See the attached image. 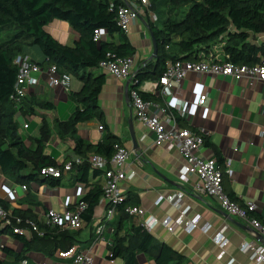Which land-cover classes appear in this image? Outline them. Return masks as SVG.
Instances as JSON below:
<instances>
[{"label":"crops","instance_id":"0c3cea01","mask_svg":"<svg viewBox=\"0 0 264 264\" xmlns=\"http://www.w3.org/2000/svg\"><path fill=\"white\" fill-rule=\"evenodd\" d=\"M127 1L135 3L133 0ZM149 13L153 14L150 10ZM45 29L61 44L73 46L78 40V34L65 21L53 20ZM126 35L136 50L133 58L134 70L137 72L154 61L151 36L142 18L132 21ZM102 38L111 40L104 32ZM113 40L116 42L117 37H113ZM29 49H23L22 55L33 62L43 60L40 51L29 56ZM104 74L105 82L97 97L101 119L78 123L77 136L86 143L95 144L103 141L106 135L113 134L119 144L129 151L127 165L135 174L122 183L121 192L125 197L136 199V206L143 209V216H135L137 222L142 224L151 219L161 221L165 218L175 220L178 212L171 203L164 200V196L180 191L185 194L183 204L189 207L187 217L201 218L199 227L192 230L177 227L173 232H168L157 223L149 231L155 241L166 243L190 264H264L251 260L248 254L239 249L242 241L264 246V236L258 239L244 231L241 226L246 223L226 213L210 195L196 192L194 176L186 181L180 180L183 158L176 150H169L165 145H155L153 133L135 119L129 97L131 83ZM38 78L37 84L27 88L23 103L16 107L15 121L29 149L40 148L44 156L49 157L56 166H61L78 158L72 150L73 142L69 138L61 139L54 131L47 134L45 122L53 128L56 121H66L70 117L76 106L71 94L78 92L82 83L71 76L70 89L65 90L47 84L46 70ZM155 83L145 80L139 84V89L142 93L157 97L159 88ZM202 95L206 97L205 101L198 105ZM177 99L186 101L185 112L178 116L185 127L179 125L193 132H201L206 137V143L198 155L217 163L223 171L228 162L229 173L223 177L224 192L240 206L254 203L257 206L255 216L264 223V82L248 79L235 81L227 76L189 72L178 83L168 102L173 107ZM43 101L50 102L53 108L41 109L36 105ZM24 123L26 128H23ZM101 126L102 129H99ZM130 131H133L137 148H133ZM93 170H89L86 182L75 180L71 171L63 175L57 186L35 180L23 190L13 172H3L0 168V199L7 203L9 210L29 212L40 224L46 226L47 210L71 208L88 192L92 184L97 181L104 184L105 179L101 173L97 171L99 174L94 175ZM102 213L103 206L99 200L91 223L87 225L84 222L83 228L75 230L80 231L78 243L86 245L80 246L77 243L74 247L89 252L92 256L91 264H124L121 259L108 258L109 246L113 242V229L109 223L114 219L109 223H101ZM100 223L104 228L102 234L97 236L95 229ZM207 224L210 229L203 232L202 226ZM6 228L0 222V264H20L23 258L28 259V264H73L69 258L58 257L59 249L51 255L49 248L40 249L34 243L25 247L18 234L11 232L10 227ZM223 229L228 242L221 248L213 236ZM33 233L21 236L30 239ZM136 264L155 263L147 255L139 253Z\"/></svg>","mask_w":264,"mask_h":264},{"label":"trees","instance_id":"16d2710c","mask_svg":"<svg viewBox=\"0 0 264 264\" xmlns=\"http://www.w3.org/2000/svg\"><path fill=\"white\" fill-rule=\"evenodd\" d=\"M126 2L0 0V168L3 172H13L19 184L27 186L31 181L42 180L57 186L62 177H45L40 174L42 168L56 164L44 156L40 148L29 149L18 131L15 121L17 109L9 99L18 73L14 64L15 57L23 53L25 45H35L43 55L41 62H35L38 66L45 70L55 65L60 72H67L81 81L80 90L71 94L76 106L70 117L66 121H56L53 128L45 122V132L49 134L54 131L61 139L72 140L73 153L84 159L81 165L73 168L72 174L75 180L86 182L91 169L88 157L97 154L110 159L114 145L120 143L113 134L106 135L101 142L86 143L77 136V124L101 119L97 97L105 82V74L94 73L92 70L107 55L133 57L136 53L126 33L117 24L118 9ZM149 3L156 19H149L148 8L144 21L157 43V56L149 66L137 71V83L133 86L145 80L157 81L169 62L208 58L213 47L219 44H223L221 48L224 55L237 64L252 65L264 57V42L257 45L250 41L252 36L264 34V0H149ZM53 20L67 22L78 34V40L73 46L59 43L46 31L45 27ZM96 30L104 32L111 40L101 38L95 41ZM113 37H117L116 42ZM140 95L144 100L160 101L156 96L142 92ZM36 105L41 109L53 108L46 101ZM177 121L185 127L180 117H177ZM93 173L99 174L96 170ZM103 187L100 181L95 182L80 199L87 204L83 214L87 225L92 221ZM0 205L10 212V228L24 227L27 221L37 224L42 235L34 232L27 239L15 234L25 247L34 243L40 249L49 248L52 255L58 249L67 250L79 242L80 231L61 230L58 227L50 229L40 224L29 212L9 210L2 199ZM136 205V199L132 197H126L115 205V217L109 223L113 229V242L109 246L108 258L121 259L124 264H136V256L143 253L155 264H190L166 243L155 241L152 234L137 222L136 217L125 211L127 207Z\"/></svg>","mask_w":264,"mask_h":264},{"label":"built area","instance_id":"2783aa9c","mask_svg":"<svg viewBox=\"0 0 264 264\" xmlns=\"http://www.w3.org/2000/svg\"><path fill=\"white\" fill-rule=\"evenodd\" d=\"M133 1L135 2L134 4L127 1L124 6L118 9L117 24L125 33L128 32L132 21L142 18L145 23L146 11L150 4L149 0ZM147 14L151 21L156 19L155 15L149 13V11ZM101 38L102 31L96 30L94 32V40L99 41ZM250 41L261 45L264 42V34L252 36ZM222 45H215L211 56L199 61L177 60L169 62L165 71L155 83L159 88L157 97L160 98V102L144 100L140 95L139 85L133 86L137 83V72L134 70L135 61L133 57L107 55L105 60L99 62L97 68L116 79L128 80L131 83L129 97L135 119L153 133L155 145H165L169 150H176L183 158L184 164L179 171L180 180L186 181L190 176H194L196 178V183L194 184L196 192L210 195L226 213L237 216L264 236V223L259 221L255 216L257 206L252 202L240 206L229 198L223 190V177L226 173H229L228 162L226 163V170L223 171L217 163L200 157L198 151L205 144L206 137L201 132H193L179 126L177 117L185 112L186 101L177 99L173 107L168 102V98L173 96L178 83L189 72L199 75L227 76L235 79V81L248 79L250 81L259 80L264 82V57L252 65L237 64L224 55L221 48ZM14 64L18 68V73L13 93L9 99L15 107H18L27 94V88L38 83V76L44 69L22 54L15 57ZM45 70L47 73V84L50 87H62L65 90L70 89V74L60 72L55 65ZM205 98L202 95L198 99V105H202ZM26 127L27 125L24 123L23 128ZM99 129H102V126ZM128 159L129 151L121 144L114 145V153L110 159L97 154H91L87 159L90 167L100 172L105 179L103 194L100 199L103 206L101 223L111 222L115 217V205L126 198L121 192V185L135 174L134 170H129L130 168L127 165ZM83 162L84 159L78 157L61 166L44 167L41 169L40 174L45 177H63L64 174L71 172L74 167L81 165ZM21 187L23 190L26 188L24 185ZM184 195L183 192L176 191L164 196V200L171 203L178 212L175 220L170 218H165L161 221L151 219L142 223L144 229L151 231L157 223L165 227L168 232H173L177 227H185L189 230L199 227L201 221L199 216L187 217L189 207L183 204ZM86 208L87 204L79 201L71 208H66L62 211L49 209L45 213V224L50 229L58 227L61 230H79L84 226L83 214ZM125 211L130 216L139 217L144 215L143 209L138 206L127 207ZM0 222L4 227H9L12 222L10 212L5 210L1 205ZM17 222H20V219H17ZM101 223L95 229L97 236L103 232L104 227ZM26 224L24 227L11 228L12 232L20 235L35 232L37 235H42L35 222L27 221ZM209 229V224L202 226L203 232H208ZM223 231L224 229L213 236V240L221 248L225 247L228 242L223 235ZM239 249L241 252L248 254L251 260L257 263L264 262V246L242 241ZM57 255L60 258L71 259L73 264L92 263V256L89 252L79 251L74 246L67 250L58 251ZM20 264H28V259H21Z\"/></svg>","mask_w":264,"mask_h":264},{"label":"water","instance_id":"95a60500","mask_svg":"<svg viewBox=\"0 0 264 264\" xmlns=\"http://www.w3.org/2000/svg\"><path fill=\"white\" fill-rule=\"evenodd\" d=\"M151 40H152V45H153L152 59H156V56H157V43L153 40L152 36H151ZM130 133H131V137H132V141H133V148H137L138 145H137V142L135 141L133 131H130ZM241 228L244 231L248 232L249 234L253 235L254 237H258V239L262 238V235L260 233H258L255 229L251 228L248 225L241 226Z\"/></svg>","mask_w":264,"mask_h":264},{"label":"rangeland","instance_id":"374dc122","mask_svg":"<svg viewBox=\"0 0 264 264\" xmlns=\"http://www.w3.org/2000/svg\"><path fill=\"white\" fill-rule=\"evenodd\" d=\"M150 6V5H149ZM149 8V7H148ZM149 10L151 11V9L149 8ZM184 11V10H183ZM32 47V48H31ZM29 48H31V49H29ZM24 49L26 50V49H29L28 50V54H29V56L31 55V57L33 56V54H35L36 52H38V51H40L39 50V48L37 47V46H35V45H25L24 46ZM95 70V72H97V73H100L101 72V70L99 69V68H95L94 69ZM104 223V222H103ZM11 232H12V230H11ZM78 244H80V246H85L86 244L85 243H78Z\"/></svg>","mask_w":264,"mask_h":264}]
</instances>
